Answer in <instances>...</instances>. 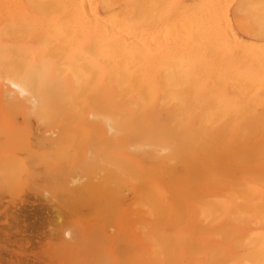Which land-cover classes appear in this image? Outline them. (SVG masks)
I'll list each match as a JSON object with an SVG mask.
<instances>
[{"label":"bare ground","instance_id":"1","mask_svg":"<svg viewBox=\"0 0 264 264\" xmlns=\"http://www.w3.org/2000/svg\"><path fill=\"white\" fill-rule=\"evenodd\" d=\"M17 189L93 212L48 231L46 253L99 238L71 264H264V0H0L1 202ZM21 223L1 238L34 241Z\"/></svg>","mask_w":264,"mask_h":264},{"label":"rangeland","instance_id":"2","mask_svg":"<svg viewBox=\"0 0 264 264\" xmlns=\"http://www.w3.org/2000/svg\"><path fill=\"white\" fill-rule=\"evenodd\" d=\"M43 128H44L43 126H40L39 124H36L34 121L23 122L21 119L16 124V129H19V130L29 129L31 131H34L36 129L40 130V129H43ZM19 156H23V154H19ZM28 194H29V192H27L25 190H22V189L13 190V191H10V192H5L4 194L2 193V202L3 203L0 200V264H9V263H12L11 261H13V263H16L19 258L25 257L26 255H28V258L31 261H32V259H34L33 258L34 256H37L35 261L38 259V261H36V262L39 263V264H71L70 262H73L72 259H70V258H72L71 256H74L73 260L75 258H77L78 257V253H80L82 249H84V248L86 249L85 245H88L89 248L91 246V249L93 248L92 251L93 250L94 251L97 250L99 238L95 237L96 239L94 240V238L92 237V239H93V241H92V239H90L91 236L89 235L88 237H86L87 239H85L84 242H82L84 246H82V243H81V246L83 248L81 246H80L81 248L80 247H75L72 250L74 252L71 251L73 253V254L70 253L71 255L69 254L70 251H67L61 245V241H59L60 243H58L57 238L54 239V240L57 241L58 244L55 242V244H54V246L52 248H50V246H48V243H47V246L45 245L46 246L45 248H48V249H46V251L49 250V252H48L49 254L46 253L44 251L45 250L44 249V244H45V242L49 241L47 239L48 237H46L47 234H48V231L49 232L51 231L50 230L51 227H52L51 229H53V230L55 228L61 227L60 225L62 224V222L64 220L61 217L62 218L61 220H63V221H60L55 216H53L52 214L51 215L53 217H50L51 216L50 213L47 215L44 212V211H47V209L46 208H42L39 205L40 203L33 202V200H32V202H30L28 204V207L22 206L23 201L27 198ZM3 195H6V197L3 198L4 197ZM24 195H25L26 198L24 197ZM21 196H22V198H21ZM20 207L22 208V210H21ZM40 207L42 208V212H40V211L38 212V210H39L38 208H40ZM35 208H37V209H35ZM18 209L21 210L22 213L25 212L24 214L26 215V221L21 220V222H24L23 225H25V227H26V224L28 223L30 225L31 224L34 225V227H35L33 229H28L26 227V233L25 234H28V232H29V234H32L36 238L34 241H31L29 244H24V240L21 237L20 238L15 237L13 239L11 238V241H5L3 238H1L2 233L8 231L11 228H15V229H20L21 228L23 230V226H22V223L20 221H17L15 219H13L11 216H7L5 213H3L4 211H6V213H10L11 211H17ZM81 212H83V211H81ZM92 213L93 212H91V216L90 217L85 216L87 218L79 217L78 216V212H77V216H76V214L75 215L71 214L73 216L71 218V220L70 221L68 220L69 222H66V220H65L64 222H66V224L63 222L64 223L63 225L71 226L69 228L67 226H64V227H67V230L72 229V226H74V225H80V224L85 223L87 220H91L93 218L92 216H94V214H92ZM83 215H86V213L84 214V212H83ZM65 216H64V219L65 218L69 219L67 215H65ZM74 216H75V218H74ZM48 217H50V218H48ZM54 217L61 224H58V222L55 221L56 219H54ZM57 217H58V215H57ZM41 218H44L45 221L42 220ZM54 222L56 224L55 227H53V225H54L53 223ZM50 223H52V224H50ZM68 223H70L72 225H70ZM61 229H62V227H61ZM61 229H60V233H61ZM63 231L65 232L66 228H64L62 230V232ZM30 232H32V233H30ZM39 234H41V236L43 235V237L41 238V236ZM95 234H97V233H93L92 236H94ZM44 236H45V238H44ZM51 239H52V241L54 243L53 238H51ZM58 239H60V235L58 236ZM52 241H50L51 246H52V243H51ZM94 241H96L97 245H96V243ZM92 244H94V245H92ZM57 247H59V250L61 252H63V253H60V251L57 250ZM76 248L79 249L78 250L79 252L75 251ZM63 249H64V251H63ZM56 251H59L60 254H56L57 253ZM41 255H43L44 257L41 256ZM69 255H70V257H69ZM39 256H40L41 260H39L40 259ZM66 259H67V261H65ZM35 261H34V263H36ZM40 261H41V263H40Z\"/></svg>","mask_w":264,"mask_h":264},{"label":"snow or ice","instance_id":"3","mask_svg":"<svg viewBox=\"0 0 264 264\" xmlns=\"http://www.w3.org/2000/svg\"><path fill=\"white\" fill-rule=\"evenodd\" d=\"M221 7H228V6L224 5V6H221ZM14 87H15V85H14Z\"/></svg>","mask_w":264,"mask_h":264}]
</instances>
